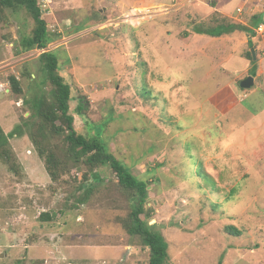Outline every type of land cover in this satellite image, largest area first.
I'll use <instances>...</instances> for the list:
<instances>
[{"label":"rangeland","instance_id":"rangeland-1","mask_svg":"<svg viewBox=\"0 0 264 264\" xmlns=\"http://www.w3.org/2000/svg\"><path fill=\"white\" fill-rule=\"evenodd\" d=\"M150 2L38 0L54 35L45 50L57 56L58 74L75 94L74 128L99 135L134 176L148 181V223L168 243L166 264H264V128L242 121L264 106L263 76L246 90L232 79L243 94L230 103L224 85L232 76L206 74L213 43L190 42L206 52L182 57V37L202 26L192 23L206 8ZM5 14L0 126L12 133L15 169L0 160V264H148V248L121 225L129 198L109 167L97 169L100 180L80 203L79 169L53 180L37 155L26 117L34 97H49L50 85L37 49L16 54L13 47L30 34L32 18L22 8ZM9 75L22 93L11 91Z\"/></svg>","mask_w":264,"mask_h":264},{"label":"trees","instance_id":"trees-1","mask_svg":"<svg viewBox=\"0 0 264 264\" xmlns=\"http://www.w3.org/2000/svg\"><path fill=\"white\" fill-rule=\"evenodd\" d=\"M24 9L33 20V27L29 35L22 36L17 45H13L16 54L32 49H46L54 39L53 34L47 29L45 19L38 0H0V26L7 24L6 9ZM221 21V22H220ZM251 24L259 22V17L253 15ZM226 19L213 21V24H205L193 28L198 34L220 36L221 34L242 28L236 24L225 23ZM6 36L0 35V40ZM247 57L254 64L249 74L255 76L256 59H253L250 50ZM40 70L44 83L50 85L49 97L41 94L31 101V110L26 117L28 136L37 155L43 158L45 168L53 180H58L63 174H67L72 168L81 172L77 191L82 190L77 201L80 203L93 191V183L100 180L98 168L107 166L116 177V183L120 191L129 198V210L121 225L128 235L138 239L141 245L148 248V264H166L168 259V243L148 223L153 215V209L147 207L148 181L134 176L123 162L116 158L106 147L99 135L85 136L74 128V117L70 113L69 101L75 94L59 76L58 58L52 50H45L38 56ZM28 78L31 73L23 72ZM9 87L13 93H22L19 79L15 75L7 77ZM240 81V80H239ZM238 81V84H239ZM23 101H25L23 99ZM82 103L78 105L81 110ZM12 133H5L0 126V160L9 163L11 169H15L12 152L9 146V137ZM87 184V185H86ZM143 216V217H141ZM40 218L51 219L47 213H41ZM225 230L231 235L239 232L232 226H226ZM19 264V262H17Z\"/></svg>","mask_w":264,"mask_h":264},{"label":"crops","instance_id":"crops-1","mask_svg":"<svg viewBox=\"0 0 264 264\" xmlns=\"http://www.w3.org/2000/svg\"><path fill=\"white\" fill-rule=\"evenodd\" d=\"M164 0H151L150 4L152 5H160L163 3ZM235 0H174V4L172 6H176V9L178 10L180 6H196L195 3L197 2L202 4L204 6L205 13H203L201 20L195 21L192 23H200V25L205 24H213V21H219L222 18L226 19L225 23H232L236 24L239 27L235 29L234 31L221 34L220 36H210L207 34H198L194 31L193 33H184V37H182L183 40L186 41V44H184L185 50L183 51V58H188L190 53L197 52L199 55L203 52H206V50L202 49L201 46H198L196 50L191 49L190 42L193 41H199L197 39H204L203 41H207L210 43H213V46L211 49V57L209 59L210 65H209V71L206 72L210 74L215 73V71H220V73L230 77L228 78V85H224L228 89V98L230 99V103L232 102L231 97L233 98L234 103V97L238 96L240 97L241 94L238 91H236L231 81L232 79L238 78V79H244L249 72V70L254 66L253 63L250 62L249 58L247 57V51L251 48L255 51V57H256V74L253 76L254 78V85H255V77L263 76L264 79V55L261 51L264 47V40L261 38L255 36L253 28L254 25L251 24V14L254 13V10H250L252 5V0H243L241 2H238L234 5ZM195 2V3H194ZM178 5V6H177ZM200 5L198 8H203V6ZM194 14L197 13V15L201 14L198 11L195 10V7H192ZM198 6V5H197ZM238 7L243 8V13L238 14L236 12V9ZM198 10V9H197ZM201 16V15H200ZM221 22V21H220ZM250 22V24H249ZM261 45L253 46L255 42H259ZM184 42V41H183ZM259 43V44H260ZM262 46V47H261ZM261 47V49H260ZM205 48V47H204ZM206 49V48H205ZM213 59H216L218 61V64L215 63ZM215 63V64H214ZM215 67V68H214ZM214 68V69H213ZM217 71V73H218ZM232 73H236V76H233ZM244 75V76H243ZM252 76V75H251ZM204 77V76H203ZM220 85V84H219ZM253 85V86H254ZM220 89L221 86H218ZM242 89V88H241ZM264 90V88H259L258 90ZM246 90V89H244ZM245 95V94H244ZM238 101V100H237ZM238 105H235L233 107L237 108ZM243 112L244 109H241ZM237 113L240 112V109H236ZM245 112V111H244ZM246 113V112H245ZM261 118V119H260ZM243 122H248L249 124H253L252 129H259L262 126V129L264 128V106L260 108L258 111L253 113H246ZM253 122V123H251Z\"/></svg>","mask_w":264,"mask_h":264},{"label":"built area","instance_id":"built-area-1","mask_svg":"<svg viewBox=\"0 0 264 264\" xmlns=\"http://www.w3.org/2000/svg\"><path fill=\"white\" fill-rule=\"evenodd\" d=\"M252 5L253 6H251V8H249L250 10H254V13L251 14V17L253 15H256L259 17V22L253 28L254 34H255V36L264 40V0H252ZM236 12L238 14L243 13V8L238 7L236 9ZM263 50L264 49H262V51ZM37 51L39 53H42L45 51V49L39 48V49H37Z\"/></svg>","mask_w":264,"mask_h":264},{"label":"water","instance_id":"water-1","mask_svg":"<svg viewBox=\"0 0 264 264\" xmlns=\"http://www.w3.org/2000/svg\"><path fill=\"white\" fill-rule=\"evenodd\" d=\"M250 51L252 53L253 59H256L254 49L251 48ZM253 85H254V78L251 75H248L244 79L239 81V87L242 89H249V88L253 87Z\"/></svg>","mask_w":264,"mask_h":264}]
</instances>
